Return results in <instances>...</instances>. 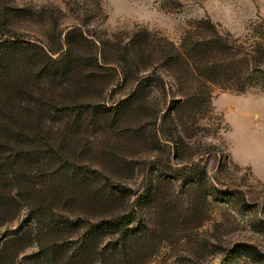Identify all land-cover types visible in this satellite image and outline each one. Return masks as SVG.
Listing matches in <instances>:
<instances>
[{
  "label": "rangeland",
  "instance_id": "rangeland-1",
  "mask_svg": "<svg viewBox=\"0 0 264 264\" xmlns=\"http://www.w3.org/2000/svg\"><path fill=\"white\" fill-rule=\"evenodd\" d=\"M200 20L240 56L264 43V0H0V105L29 106L35 142L23 185L82 186L75 202L47 199L52 214L68 211L90 231L104 191L120 198L111 208L126 209L143 235V264H264V81L244 91L208 84L209 101L176 104L178 87L163 65L127 69L133 32L179 45ZM76 28L96 45L79 41L75 55L95 51L101 65L87 87L59 60ZM258 60L263 78L264 56ZM138 77L143 91L136 94ZM161 78L165 88L157 86ZM33 197L45 201L40 192ZM13 230L0 228V244ZM35 256L27 247L20 263Z\"/></svg>",
  "mask_w": 264,
  "mask_h": 264
},
{
  "label": "trees",
  "instance_id": "trees-1",
  "mask_svg": "<svg viewBox=\"0 0 264 264\" xmlns=\"http://www.w3.org/2000/svg\"><path fill=\"white\" fill-rule=\"evenodd\" d=\"M25 10L22 8V11ZM92 39L81 28L68 31L65 50L59 57V60H65V73L73 75L78 72L83 75V87L91 86L92 80L97 79V69L101 65L95 51L91 57H79L75 53L79 51V41L95 46L96 42ZM131 40L125 44V53L132 63L126 66L127 69L142 72L151 65H163L170 71L166 73L178 87L176 92H172L176 104H204L205 99L211 97L212 90L208 84L232 83L244 91L248 86L264 81V77L258 78L257 74L258 59L264 56V43L256 45L257 54L240 56L233 52L228 39L207 20H200L187 30L179 45L167 38L154 39L144 29L133 32ZM98 42L103 46L110 44L108 41ZM157 56H160V60L154 61ZM157 86L165 88L163 78ZM185 86L191 87L192 91L185 90ZM196 86L200 88L198 92L193 91L197 90ZM201 86L208 90L203 91ZM142 91L141 82H138L135 93ZM177 94L181 98L175 99ZM164 95L163 101L166 103L169 95L167 90ZM208 98L206 100L209 101ZM68 105L70 107L72 104ZM15 109L14 106L0 105V228L3 225L9 229L14 227V234L2 238L0 264H22L20 258L27 247H32L36 255L27 264H143V235L132 228L126 209L111 208L120 200L118 196L111 194L109 197L103 191V198L95 206L99 216L95 218L92 230L86 232L81 218H72L68 211L66 214H52L56 210L47 202V199L64 198L75 202L83 196L81 185L75 186L77 189L71 187L69 192H65L64 188L47 191L37 186L30 188L23 185L21 178L26 163L30 162L28 159L32 155L31 147L35 140L28 132L33 125L31 118H27L31 117L29 106H24L20 111ZM183 142L184 135L181 133L179 143ZM5 178L9 180L4 181ZM78 180L82 182L83 178L78 177ZM37 192L45 197L44 202L33 199ZM71 232L74 236L70 235ZM104 237H109L106 245L100 244ZM72 238L77 239L74 248L71 245Z\"/></svg>",
  "mask_w": 264,
  "mask_h": 264
}]
</instances>
